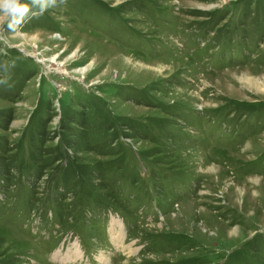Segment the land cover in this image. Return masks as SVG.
I'll list each match as a JSON object with an SVG mask.
<instances>
[{"label":"rangeland","instance_id":"rangeland-1","mask_svg":"<svg viewBox=\"0 0 264 264\" xmlns=\"http://www.w3.org/2000/svg\"><path fill=\"white\" fill-rule=\"evenodd\" d=\"M0 79V264H264V0H67Z\"/></svg>","mask_w":264,"mask_h":264},{"label":"clouds","instance_id":"clouds-1","mask_svg":"<svg viewBox=\"0 0 264 264\" xmlns=\"http://www.w3.org/2000/svg\"><path fill=\"white\" fill-rule=\"evenodd\" d=\"M66 3L67 0H0V37L19 32L29 21L40 19L49 9ZM0 84L8 86V80L0 79Z\"/></svg>","mask_w":264,"mask_h":264},{"label":"bare ground","instance_id":"bare-ground-1","mask_svg":"<svg viewBox=\"0 0 264 264\" xmlns=\"http://www.w3.org/2000/svg\"><path fill=\"white\" fill-rule=\"evenodd\" d=\"M77 255V254H76Z\"/></svg>","mask_w":264,"mask_h":264}]
</instances>
